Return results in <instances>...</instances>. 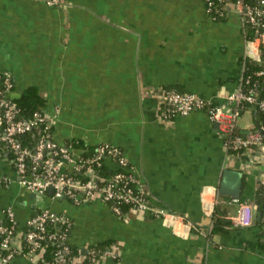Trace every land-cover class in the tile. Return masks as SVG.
Masks as SVG:
<instances>
[{
  "label": "crops",
  "instance_id": "obj_1",
  "mask_svg": "<svg viewBox=\"0 0 264 264\" xmlns=\"http://www.w3.org/2000/svg\"><path fill=\"white\" fill-rule=\"evenodd\" d=\"M244 47L237 14L214 20L201 0H0V71L13 78L10 96L36 87L54 117L56 141L119 146L150 205L189 220L172 224L132 207L119 215L98 198L74 203L30 191L17 182L1 139L0 174L9 182L0 185V207H11L19 226L38 209L61 212L72 220L69 241L81 247L111 241L117 260L95 264H264L256 211L250 225L213 241L206 237L211 216L205 211L218 203L225 168L241 172L238 198L251 202L264 157L257 149L227 155L204 110L165 119L160 107L162 91L176 88L229 110L226 94L237 86ZM238 126L246 134L252 121ZM236 209L228 205L229 215ZM6 264L35 263L16 255Z\"/></svg>",
  "mask_w": 264,
  "mask_h": 264
},
{
  "label": "built area",
  "instance_id": "obj_2",
  "mask_svg": "<svg viewBox=\"0 0 264 264\" xmlns=\"http://www.w3.org/2000/svg\"><path fill=\"white\" fill-rule=\"evenodd\" d=\"M203 1L206 3H203L206 11H209L214 0ZM46 3L60 5L61 0H46ZM231 4L245 35L242 58L259 60L261 49L264 48V0H256L253 4L246 0H233ZM246 23L263 29L256 30L253 36H247L244 28ZM0 76L10 85L12 76L8 71H0ZM226 100L229 110L225 109L223 104L214 103L192 91L165 89L160 99L161 116L170 119L196 109L204 110L209 119L217 123L227 155L236 158L241 154L230 150L244 149V153L248 154L257 149L264 157L263 132L255 123H252L246 134L241 133L238 126L242 102L255 103L264 109V99H257L252 88L245 91L239 75L236 88L226 94ZM16 110V103L10 96L0 95V139L10 153L17 182L30 191L40 195L48 194L53 198L67 197L74 203L98 198L106 204L112 202L108 205L109 208L119 215L124 214L119 202L125 201L132 203V208L148 210L150 214L160 216L169 223L188 222L183 220L182 215L166 207L150 205L149 193L140 176L128 165L127 158L117 145L99 142L92 150L86 147L77 148L72 143L56 141L49 131H43L30 146L20 139L19 135L30 131L40 122L54 124V117L35 111L30 118L21 119L16 117ZM108 159L114 163V167H119L110 176L103 175L95 168ZM263 176L264 173L260 179ZM8 182L9 177L0 174V185ZM129 182H132L133 186L128 185ZM50 187L52 192L48 193ZM230 202L237 204L236 213L231 216L233 225H250L254 213L251 202L241 201L235 196H231ZM214 209V202L205 209L211 218ZM67 219L69 217L61 212L41 208L32 213L23 226H19L13 209L0 207V248L6 250L4 254L0 253V264H6L16 253L33 260L39 257L45 247L41 240L54 238L57 235L55 225ZM65 235L62 232L59 237L65 238ZM24 246L27 247L26 252H23ZM61 248L67 250V245ZM101 257L117 258V254L111 248L105 250ZM101 259L93 258L89 264H95Z\"/></svg>",
  "mask_w": 264,
  "mask_h": 264
},
{
  "label": "trees",
  "instance_id": "obj_3",
  "mask_svg": "<svg viewBox=\"0 0 264 264\" xmlns=\"http://www.w3.org/2000/svg\"><path fill=\"white\" fill-rule=\"evenodd\" d=\"M202 3L206 4L205 1L201 0ZM231 1L233 0H214L210 10L206 11L209 16H213L214 20H221L226 17L229 12H234L232 9ZM250 1L252 4L256 0H246ZM205 7V6H204ZM222 14V15H221ZM245 31L247 36H253L256 34V30L263 29L262 27L253 26L250 23H246ZM240 83L243 89L246 91L248 88L254 90V95L257 99H264V48L261 49L260 59L254 60L251 58H240ZM14 90V81L11 78L10 85L5 82L3 76H0V95L10 96V92ZM180 90V89H179ZM187 91V90H182ZM10 98L16 103V117L21 119L30 118L35 111L44 114L45 108V98L34 86L26 87L19 95L10 96ZM214 102V101H213ZM217 103V102H214ZM44 112V113H43ZM249 118L252 123H255L258 129L263 132L264 135V109H262L258 104L251 103L248 101H243L242 106L239 109V120ZM47 122H40L38 126H34L30 131L25 132L22 135H19V138L24 142L28 143L30 146L34 144L35 139L43 132L49 131L52 136L53 124L47 125ZM47 125V126H46ZM65 143H72L77 148L86 147L93 149L98 143L87 144L82 139L73 137L64 141ZM264 142V136L262 138ZM112 144V143H111ZM119 147V146H118ZM120 148V147H119ZM121 149V148H120ZM122 151V149H121ZM234 153H239L242 156H247L244 153V149L230 150ZM123 153V152H122ZM100 166H95L96 170L103 175L110 176L116 172L119 167H114V163L111 162V165L106 163ZM128 165H131L128 162ZM259 187L257 192L254 195V198L251 201L254 211L259 213L258 219L256 220V225L260 228L259 238L262 247L264 248V176L258 182ZM128 185L133 186L132 182H129ZM231 197H228L224 194H218V203L214 209V215L211 218L210 227L206 234V237L213 241V237L216 234H226L231 228L235 227L233 225L231 216L229 215L228 205H231ZM112 202H108L107 205H110ZM132 203L120 201L119 206L121 211L125 212L131 207ZM167 208V207H166ZM170 210V209H169ZM183 216L184 221L189 219L180 212H176ZM190 223V229L198 231L200 230L199 225H196L192 222ZM57 235L51 239H43L42 243L45 244L43 251L40 253V256L34 259L35 264H89L93 258L101 259V255L105 250H110L112 248L111 241H103L99 243H88L85 248L86 252H82V247L77 244L71 243L69 241L70 231L72 228L71 218L67 219L65 222H58L56 225ZM22 228V227H21ZM25 229V228H24ZM64 232L65 238L59 237L60 233ZM63 245H67V250L61 248ZM27 251V247H23V252ZM5 249L0 248V253L4 254ZM19 255V253H16ZM114 261L117 258H112Z\"/></svg>",
  "mask_w": 264,
  "mask_h": 264
},
{
  "label": "water",
  "instance_id": "obj_4",
  "mask_svg": "<svg viewBox=\"0 0 264 264\" xmlns=\"http://www.w3.org/2000/svg\"><path fill=\"white\" fill-rule=\"evenodd\" d=\"M241 172L231 169L225 168L222 172V178L219 186V193L239 197L240 195V182H241ZM48 193L52 192V188H48ZM259 215V213H257ZM82 252H86V248L82 247Z\"/></svg>",
  "mask_w": 264,
  "mask_h": 264
}]
</instances>
